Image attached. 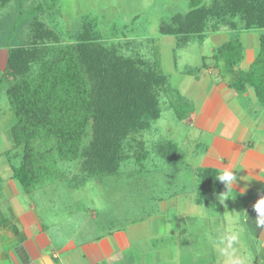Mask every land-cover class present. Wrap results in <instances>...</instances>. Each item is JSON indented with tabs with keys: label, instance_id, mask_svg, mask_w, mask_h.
<instances>
[{
	"label": "rangeland",
	"instance_id": "374dc122",
	"mask_svg": "<svg viewBox=\"0 0 264 264\" xmlns=\"http://www.w3.org/2000/svg\"><path fill=\"white\" fill-rule=\"evenodd\" d=\"M41 1L43 0H0V174L4 179L12 174L10 167L18 163L17 156L22 154L23 148V144L14 141L10 133L15 119L8 104L5 90L9 84L18 79L33 76L38 70L40 61L57 56L61 47V43L58 42H40L34 30L29 27L30 15L25 16L23 21L17 17L20 9L25 12ZM201 1L200 8L194 11L212 16L216 14L228 15L230 25L241 28L239 32L240 40L248 58L250 56L253 58L252 55L257 53L259 47L258 36L260 33H264V21H262V26L260 25L259 28L256 27L257 24H249L247 21L245 26L243 24L239 25L241 19L237 17L236 7H229L223 0ZM58 7L55 17H47L46 12H43L45 15H41L48 23H55L57 29L55 25L52 28L56 29L60 35L63 34V38L67 39L69 35H73L79 29L80 18L85 14H91L97 18L102 32L108 30L114 24L113 27L118 28L117 32L122 33V29L125 31V34H122L125 40L115 39V42L119 44L118 48L124 55H134L133 48L130 47L131 44H128L129 46L125 45L128 41L136 42L137 53L135 54L151 58L156 63L158 71L168 76L172 88H175L182 97L193 100L196 105L200 104V99L204 97V91H198V84L194 83L193 77L184 75L183 70L199 66L202 56L210 57L214 48L227 41L229 37L238 35L222 23L216 28L211 27L208 29L207 39L202 44L194 40L184 49L174 52L175 38L173 36H159L157 28L159 21H167L174 13L187 14L191 12L187 0H58ZM15 20L22 22L19 23L20 26L17 28L13 27ZM23 22L25 23L23 24ZM252 26H255V28H252ZM152 39H156V43H153L154 48H151L152 43H149ZM10 50H15L13 57L11 56V66L8 65ZM247 63L240 65V67H245ZM87 70L90 77L94 76L93 69L88 66ZM4 72H7V74L9 72L10 76L3 75ZM96 78L100 79V76ZM175 97L174 94L170 99L173 101ZM162 102L161 117L148 131L142 134L132 136L129 134L132 122L115 121L111 119L110 115L105 114L106 120L105 118L96 122L91 120L89 123L77 159L66 161L53 153L51 159L46 160V164L50 165V169L47 168V170H51V173L45 169L41 170L39 172L41 182L33 187L30 192L42 191L45 187L46 189H53L54 185L58 183L62 184L59 187L64 191H55L53 194L50 192L49 195L52 196L49 199H56L57 201L44 202V205L41 206L38 203V212L40 210L51 212L52 215L58 216L60 219L64 217L72 219L73 214L77 213L78 220L74 218L73 221L72 219L76 227H81V221L83 224V217H79L83 211L84 218L90 219L89 209H97L99 214L103 211L104 216L111 213V219L116 221V225L113 224L114 226H122L129 218H134L135 222L136 220L140 221L138 214L147 207H150L149 212L153 211L154 215L158 214L156 225L160 228L166 226L164 220L171 221L170 226L175 224L174 219L172 220L170 217L174 213L176 216L181 215V217L192 215L189 212L194 208L193 198L196 188L194 171L188 170L185 165L178 167L173 172L170 169V174L160 171L159 165V169H153L151 164L156 163L158 157L152 152L143 159L144 142L150 148L154 147L159 141H162V143L171 141L177 145L178 150L181 149L184 153L186 149H189V141L196 133L197 136L200 135L202 141L207 142L210 137L208 135L205 138V132L201 134L199 130L191 127L187 121L180 122L178 120L176 111L169 107L176 101H170L168 105L169 98L163 97ZM99 108L94 105L90 107L91 111L95 113L98 112ZM186 108L183 106L179 112L181 110L184 112ZM99 138L108 144L107 148H109L110 154L107 157L104 155L96 157L91 152L93 141L100 140ZM107 148L105 150H108ZM188 157V154H182V161L180 162H187ZM108 158L114 161V169L106 164ZM114 171L115 174H111ZM46 172L49 177H47ZM75 175L85 178L84 184L77 187L78 189L72 188L75 187V185H72V179ZM61 176L62 178H60ZM39 193L37 192V194ZM149 198L151 200L148 202ZM212 202L216 207H213L212 211L215 210V215H219L221 208L219 205L221 203L216 199ZM47 204L52 205L47 207ZM76 204L79 206H76ZM157 209L158 213L156 212ZM163 209L165 211L169 210L170 215L167 213L160 214L164 211ZM197 209L201 213L198 222L190 223L193 221H188L186 218L183 222L185 227L194 225L201 228L205 225L206 218L203 213L209 210H205L201 206H197ZM232 209L227 208L225 212L230 213ZM149 212L146 215H150ZM146 215L144 213V220L148 217ZM99 220L103 222V219H98V224L101 225L102 223ZM225 221L229 226H235V224L239 226V223H236V218L232 216L226 218ZM214 222L222 227V221L219 217H214ZM198 230L196 228V231ZM195 236L198 237L196 243L201 245L199 244V242L203 243L201 235L197 234ZM221 236V233L216 235L219 239ZM212 242H216L215 237ZM205 246L202 245L204 251L209 248L208 245Z\"/></svg>",
	"mask_w": 264,
	"mask_h": 264
},
{
	"label": "crops",
	"instance_id": "0c3cea01",
	"mask_svg": "<svg viewBox=\"0 0 264 264\" xmlns=\"http://www.w3.org/2000/svg\"><path fill=\"white\" fill-rule=\"evenodd\" d=\"M122 34H125L123 29L117 40H125ZM257 53L248 58L244 49L240 65H245L247 60L248 63L245 67L239 65V69L248 70ZM186 69L183 74L193 77L199 86L198 91H204V97L196 105L172 88L169 80L171 89L182 101L188 102L190 108L184 120H178L187 121L210 139L202 141L196 133L184 153L174 143L177 149L172 152L171 160L158 158L151 165L155 170L160 166V171L167 174L170 169L173 172L182 165L194 171V208L189 212L192 215H170L169 210L163 209L160 214H169L175 224L170 226L171 221L164 220L166 226L160 228L156 225L158 214L149 212L150 207H147L139 212L140 221L129 218L122 226H114L116 221L111 219V213L104 216L103 211L99 214L97 209H89L90 219L84 218L83 211L79 215L83 217V224L81 221V227H76L73 221L74 218L78 220L77 213L73 214L72 221L68 217L60 219L51 212L37 210L38 203L41 206L44 202L57 201L49 199L52 196L49 193L64 191L60 188L62 184L54 185L53 189L45 187L42 191L27 193L12 179V174L7 179L0 174V264H264V228L255 226L256 214L252 209L260 195H264V104L258 101L251 87L241 94L234 92L215 69L201 71L197 77L185 74ZM182 154H188L187 162H180ZM225 167L237 176L233 185L235 197L220 204L219 215H215L212 201L225 191L224 186L215 179L220 185L219 193L206 192L202 198L198 181L203 171H209L213 174L211 178H215ZM72 188L78 189L77 186ZM51 205L47 204V207ZM197 206L209 210L203 213L205 225L201 228L185 227L186 218L193 221L190 223H196L201 217ZM227 208L233 209L226 213ZM147 212L150 215H146ZM144 213L147 220H144ZM230 216L236 218L239 226L227 225L225 219ZM214 217L221 219L222 227L215 224ZM99 218L103 219V222L99 220L101 225L98 224ZM219 233L222 235L220 239L216 237ZM197 234L201 235V245L196 243ZM214 237L216 242H212ZM203 244L209 247L205 251Z\"/></svg>",
	"mask_w": 264,
	"mask_h": 264
},
{
	"label": "trees",
	"instance_id": "16d2710c",
	"mask_svg": "<svg viewBox=\"0 0 264 264\" xmlns=\"http://www.w3.org/2000/svg\"><path fill=\"white\" fill-rule=\"evenodd\" d=\"M187 1L191 12L174 13L167 21L159 23L157 29L159 35L175 38L174 52L194 40L202 44L208 29L216 28L222 23L238 35L229 37L214 48L210 57L202 56L200 65L186 69L185 74L197 77L201 71L215 69L234 92L241 94L247 87H251L258 101L264 104V33L258 36L259 50L256 57L248 70L243 71L239 69L244 59V46L239 37L241 28L231 26L228 15L212 16L195 12V9L200 8L201 0ZM223 2L231 8L236 7L239 15L237 17L241 19L239 25L245 26L247 21L249 24H257V28L262 26L264 0ZM58 9V0H43L29 10L23 12L20 9L17 13L18 19L22 21L25 16L30 15L29 27L34 30L40 42L61 43L57 56L42 59L33 76L22 77L9 84L5 90L15 119L10 133L14 141L23 144L22 154L17 156L18 163L10 167L11 177L27 193L41 182V170L45 169L51 173V170H47L50 165L46 164V160L51 159L53 153L66 161L79 157L91 120L101 121L105 114H108L115 121H130L132 128L129 134L136 136L148 131L161 117L163 97L169 98L168 105L170 101H176L169 107L176 111L179 120H184L188 112V102L182 101L178 93L171 89L168 76L158 71L151 58L135 54L136 42L128 41L125 45L131 44L134 55H124L120 51L118 42H115L119 33L118 28L113 27L115 25H111L106 33L101 32L97 18L85 14L80 18L79 29L66 39L63 34L57 32L54 22L52 24L44 20L43 12L47 13V17H55ZM19 23L22 22L15 20L13 27H19ZM54 25L56 29L52 28ZM149 43H152L151 48H154L156 39ZM14 52L15 50H10L9 66ZM88 66L93 69L95 77L89 76ZM3 75L9 77L10 73L4 72ZM97 76H100V79L96 78ZM174 94L176 97L172 101L170 97ZM92 105L100 107L97 113L91 111ZM183 106L187 108L184 112H179ZM107 145L103 139L94 140L91 152L96 157H107L110 154ZM144 145L143 159L154 152L158 158L171 160L172 152L177 149L172 142L159 141L150 148L145 142ZM141 146L143 147L142 142ZM113 162L108 158L106 164L114 169ZM82 167L84 169V164ZM46 174L49 177L47 172ZM111 174H115V171ZM201 174L198 181L201 197L203 198L206 192L218 194L220 185L214 177V180L211 178L213 174L209 171H203ZM84 179L75 175L72 185L81 186L85 182ZM1 180L0 177V182Z\"/></svg>",
	"mask_w": 264,
	"mask_h": 264
},
{
	"label": "clouds",
	"instance_id": "9594fccd",
	"mask_svg": "<svg viewBox=\"0 0 264 264\" xmlns=\"http://www.w3.org/2000/svg\"><path fill=\"white\" fill-rule=\"evenodd\" d=\"M215 179L223 184L225 191L216 196V200H218L221 204L225 200L234 199L235 193L233 191V185L237 181V176L235 172L231 169L225 167L223 168L219 174L216 175ZM259 194V193H258ZM252 209L256 214L255 218V226L257 228H264V195H260L259 199L252 205Z\"/></svg>",
	"mask_w": 264,
	"mask_h": 264
}]
</instances>
